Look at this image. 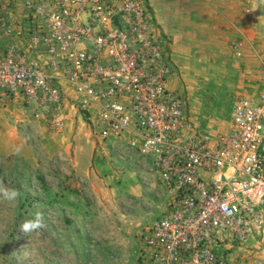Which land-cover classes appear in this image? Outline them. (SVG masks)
I'll use <instances>...</instances> for the list:
<instances>
[{"label":"built area","instance_id":"built-area-1","mask_svg":"<svg viewBox=\"0 0 264 264\" xmlns=\"http://www.w3.org/2000/svg\"><path fill=\"white\" fill-rule=\"evenodd\" d=\"M171 52L144 0H0V94L56 129L75 110L166 195L133 264H247L240 251L264 217V56L257 98L209 131L169 86Z\"/></svg>","mask_w":264,"mask_h":264},{"label":"rangeland","instance_id":"rangeland-1","mask_svg":"<svg viewBox=\"0 0 264 264\" xmlns=\"http://www.w3.org/2000/svg\"><path fill=\"white\" fill-rule=\"evenodd\" d=\"M144 2L152 22L158 21L153 0ZM164 32L171 48L174 35ZM201 37L183 66L171 52L169 86L188 100L201 129L222 131L237 99L257 98L260 77L240 79L253 62L235 53L232 40L214 50L210 34ZM15 101L24 111L20 97L0 94V180L20 193L15 202L0 198V264H133L144 227L166 207L157 179L136 154L110 151L93 137L75 110L66 127L56 129L29 113H11ZM74 146L79 170L91 167L90 175L73 170ZM36 211L43 213L44 226L23 234L21 222ZM240 254L247 264H264V217Z\"/></svg>","mask_w":264,"mask_h":264},{"label":"crops","instance_id":"crops-1","mask_svg":"<svg viewBox=\"0 0 264 264\" xmlns=\"http://www.w3.org/2000/svg\"><path fill=\"white\" fill-rule=\"evenodd\" d=\"M263 3L264 0H153L155 17L158 19L156 24L160 25L159 30L162 33L166 31L174 35L172 52L182 66L187 62L186 57L196 50L195 41L208 33L214 43V50H220L224 42L239 40L241 45L238 51L241 55L251 58L253 62L248 69L241 71L240 79L244 80L245 76L250 75L259 76L260 83L262 74L260 53H264V14L261 12ZM204 38L207 39L205 36ZM235 53L237 54L236 51ZM238 86L244 88L242 85ZM21 108L20 102L15 101L9 107V111L25 115ZM48 137L47 135L46 139ZM51 139L54 140L52 137ZM88 141L93 144L94 150V143L90 139ZM73 152L75 173L78 176L90 175L91 167L88 170L85 168L79 170L76 146Z\"/></svg>","mask_w":264,"mask_h":264},{"label":"clouds","instance_id":"clouds-1","mask_svg":"<svg viewBox=\"0 0 264 264\" xmlns=\"http://www.w3.org/2000/svg\"><path fill=\"white\" fill-rule=\"evenodd\" d=\"M22 149L21 146H17L15 152L17 154L20 153ZM20 193L17 189L8 187L4 184L2 180H0V198L8 201V202H15L18 200ZM44 226V217L43 213L40 211H36L33 215V218L26 219L21 222L19 231L25 235L33 233Z\"/></svg>","mask_w":264,"mask_h":264}]
</instances>
